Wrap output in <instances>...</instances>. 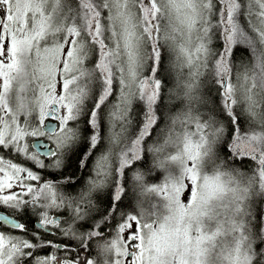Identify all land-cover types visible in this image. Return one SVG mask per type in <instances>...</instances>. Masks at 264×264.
Masks as SVG:
<instances>
[{"label":"snow or ice","instance_id":"6c2138e0","mask_svg":"<svg viewBox=\"0 0 264 264\" xmlns=\"http://www.w3.org/2000/svg\"><path fill=\"white\" fill-rule=\"evenodd\" d=\"M0 264H264V0H0Z\"/></svg>","mask_w":264,"mask_h":264}]
</instances>
